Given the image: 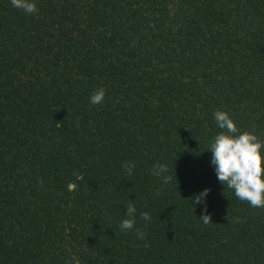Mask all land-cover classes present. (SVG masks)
Here are the masks:
<instances>
[{"label":"trees","instance_id":"1","mask_svg":"<svg viewBox=\"0 0 264 264\" xmlns=\"http://www.w3.org/2000/svg\"><path fill=\"white\" fill-rule=\"evenodd\" d=\"M35 3L0 0V264H264V208L207 151L216 110L264 140V0Z\"/></svg>","mask_w":264,"mask_h":264},{"label":"clouds","instance_id":"2","mask_svg":"<svg viewBox=\"0 0 264 264\" xmlns=\"http://www.w3.org/2000/svg\"><path fill=\"white\" fill-rule=\"evenodd\" d=\"M14 8L22 10L26 14H34L38 11L35 0H10ZM105 98V90L99 88L92 93L89 101L92 105L102 104ZM214 119L221 130L213 138L207 151L211 152V164L214 166L218 181L225 186V189L233 190L235 197L240 201L247 202L253 208H264V158H262V148L264 140H261L256 134L248 131L241 132L234 120L226 111L216 110ZM60 123H57V127ZM122 167L128 173L132 174L134 164L125 161ZM153 176L162 177V182L168 184L172 177L167 175L169 169L165 164L156 163L150 170ZM176 178V174H175ZM76 185L69 182L68 190H74ZM210 189H204L199 194L194 195L191 203L195 208L197 204H205V213H207L206 197ZM159 195V192H157ZM136 207L129 203L126 209L127 218L120 223L121 231H131L136 224ZM140 218L146 222L151 221L148 212H142ZM204 224L212 223L211 217L204 214L199 217ZM228 219V217H227ZM239 222V221H237ZM136 235L139 239H145L146 233L141 229H136ZM149 245L145 244V247ZM74 264H81V260L73 255Z\"/></svg>","mask_w":264,"mask_h":264}]
</instances>
